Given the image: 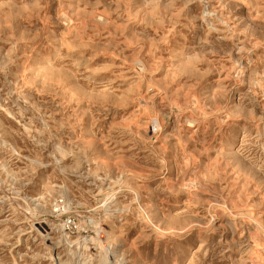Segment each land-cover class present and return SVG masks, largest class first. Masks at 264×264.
Segmentation results:
<instances>
[{"label": "rangeland", "instance_id": "1", "mask_svg": "<svg viewBox=\"0 0 264 264\" xmlns=\"http://www.w3.org/2000/svg\"><path fill=\"white\" fill-rule=\"evenodd\" d=\"M0 264H264V0H0Z\"/></svg>", "mask_w": 264, "mask_h": 264}, {"label": "built area", "instance_id": "2", "mask_svg": "<svg viewBox=\"0 0 264 264\" xmlns=\"http://www.w3.org/2000/svg\"><path fill=\"white\" fill-rule=\"evenodd\" d=\"M58 226L63 231L66 238L70 239L71 237H75L74 241H77L76 244L78 245L88 243L92 246L94 252H99L98 248L101 247L103 253L106 255L113 252V235L107 227H104L102 230H97L95 222L84 223L81 222L78 217L72 215L66 217ZM94 236L98 244H94Z\"/></svg>", "mask_w": 264, "mask_h": 264}, {"label": "bare ground", "instance_id": "3", "mask_svg": "<svg viewBox=\"0 0 264 264\" xmlns=\"http://www.w3.org/2000/svg\"><path fill=\"white\" fill-rule=\"evenodd\" d=\"M73 243H77V241H72ZM94 244H98V241H97V239L95 238V236H94ZM99 250L101 249V247H99L98 248Z\"/></svg>", "mask_w": 264, "mask_h": 264}]
</instances>
